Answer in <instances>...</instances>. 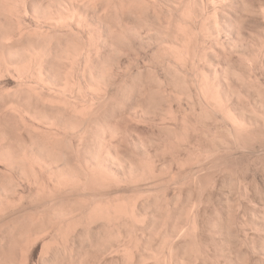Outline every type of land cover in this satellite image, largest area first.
Here are the masks:
<instances>
[{
  "label": "bare ground",
  "instance_id": "1",
  "mask_svg": "<svg viewBox=\"0 0 264 264\" xmlns=\"http://www.w3.org/2000/svg\"><path fill=\"white\" fill-rule=\"evenodd\" d=\"M252 1L0 0V264H264V178L203 176L264 136Z\"/></svg>",
  "mask_w": 264,
  "mask_h": 264
},
{
  "label": "rangeland",
  "instance_id": "2",
  "mask_svg": "<svg viewBox=\"0 0 264 264\" xmlns=\"http://www.w3.org/2000/svg\"><path fill=\"white\" fill-rule=\"evenodd\" d=\"M252 1V0H251ZM254 1V0H253ZM252 1V2H253ZM255 2L257 3V1L255 0ZM254 2V3H255ZM260 3V0L258 1V4ZM249 20H250V18H249ZM251 20H253V21H255V22H253V23H256V25H259V22L260 21H258V19H257V17H253ZM257 21V22H256ZM252 22V21H251ZM258 29H261V28H258ZM257 28H256V30H253V34L255 35V33H257V35H255V37L256 36H258V30ZM255 31V32H254ZM261 31V30H260ZM257 38V37H256ZM256 40H258V39H256ZM255 39H253V41H256ZM256 43H258L257 41H256ZM130 46V45H129ZM147 47V46H146ZM146 47H145V49H146ZM150 47H148V49H146V53H145V49H144V47L143 48H141V55H139V56H142L141 58L143 59V58H145V60H139V59H141L140 57H138V62L140 61V64L141 65H143V64H145V63H147V62H149L148 60H150V57H151V52H152V48H150ZM129 49H130V47H129ZM142 49H144V51L142 50ZM131 50H132V47H131ZM157 44H156V52H157ZM132 52V51H131ZM130 52V50H129V53H131ZM143 52V53H142ZM128 53V54H129ZM145 53V54H144ZM144 54V55H143ZM146 55V56H145ZM129 56L131 57L132 56V59H133V57H134V52H133V54L131 53V55L129 54ZM144 56V57H143ZM234 58H237V55L235 54L234 56H233ZM146 58H148V60H146ZM142 61V62H141ZM147 61V62H146ZM157 61V60H156ZM134 62H135V60H134ZM146 69V68H145ZM157 72L159 73V74H161V70L159 71V68L157 67ZM146 71V70H145ZM147 72V71H146ZM147 73H145V75H146ZM148 125V124H147ZM149 126V125H148ZM148 126H144V124H143V126L141 125L140 126V131H141V129H143L142 131H141V133L143 132L144 134H146V135H149L148 133H150L152 130H153V126L152 125H150V126H152V127H150L149 128V130H147L148 128H144V127H148ZM143 127V128H142ZM152 128V129H151ZM151 129V130H150ZM155 129V128H154ZM147 131H148V133H147ZM154 131H156V129L154 130ZM154 131H152L151 133H155ZM146 132V133H145ZM153 134H151V135H149V136H152ZM153 136H156V134H154ZM262 139H261V138ZM257 140H255V141H253V140H248V139H246L247 141H245V142H247V145H249V146H247L246 147V149H242V150H240V151H238V150H236V151H233V153L232 152H230V154L228 155V151L227 152H225V151H222V152H219L218 154V156L216 157V156H214V158H212V159H214V160H212V161H217V163L218 164H220V165H218V167H222L224 164V167L223 168H219V169H223V170H218V167H217V163L216 162H212V163H209V167L207 166V170H206V172H204V174H203V176L205 177V179H209V180H211L210 179V177L211 178H213V179H216L218 182H220L221 181V179L223 178V176L224 175H227V174H232V175H230V176H232V177H244V178H246L247 179V181L249 182V184L251 185H253V188H254V183H255V180L257 179V180H259V181H261L260 180V178H264V170H260L261 169V167L259 166L258 167V169H259V173H258V171H256V169H257V166H255L253 163L254 162H256V163H258L257 162V158H258V160L261 162V161H264V142H263V140H264V136H259L258 138H256ZM260 139V140H259ZM258 141L260 142H262L263 144H258ZM260 142V143H261ZM253 143H255V145H253ZM251 145H253L254 146V148L251 146ZM263 145V146H262ZM251 146V147H250ZM259 146V147H258ZM248 147H250V148H253V150H252V152L254 151V149L255 148H257L254 152H255V154H253V155H251L250 157H246V156H249L250 154H252V153H250L251 151H249V150H251V149H249L248 151V153H247V149H248ZM263 147V148H262ZM242 151V154L240 153ZM225 152V153H224ZM253 152V153H254ZM227 153V154H226ZM231 153L233 154V159H232V161H231V159H230V155H231ZM239 153H240V156H239ZM245 153V154H244ZM261 153H263V156H260L261 155ZM222 154V155H221ZM258 154V155H257ZM217 155V154H216ZM223 155H225L224 156V158L223 159H221L220 157L221 156H223ZM220 156V157H219ZM234 156L236 157V158H234ZM238 156H239V159H238ZM245 156V157H244ZM254 156H256L255 158H254ZM226 157H229V158H226ZM231 157H232V155H231ZM241 157V158H240ZM262 157H263V159H262ZM217 159V160H216ZM219 159V160H218ZM228 161H227V160ZM230 159V160H229ZM243 160V162H242V160ZM249 159L250 161H247V160ZM221 160H226L224 163H222L221 162ZM238 160H239V162H238ZM232 162V165L233 166H235V167H233L232 165H231V162ZM240 161H241V163H243L242 165L240 164ZM249 162V163H247V162ZM221 162V163H220ZM230 162V163H229ZM252 162V163H251ZM214 163V164H213ZM216 163V164H215ZM227 163V164H226ZM237 163H239V164H237ZM252 164V167L251 166H249V165H251ZM247 164H248V166H247ZM237 165H239V166H237ZM254 165V166H253ZM211 166H213V167H211ZM228 166H232L231 168L232 169H230L229 167L227 168ZM247 166V167H246ZM237 167V168H236ZM217 168V169H216ZM224 168H227V169H224ZM253 168L255 169V171H256V173L253 171ZM215 169V170H214ZM229 169V170H228ZM244 170V172H242ZM205 171V170H204ZM212 173H211V172ZM215 173H214V172ZM218 171H219V175H217L218 174ZM221 171V172H220ZM230 171V172H229ZM232 171V172H231ZM247 171H248V173H247ZM217 172V173H216ZM229 172V173H228ZM233 172L235 173V174H233ZM237 172V173H236ZM241 172V173H240ZM253 172V173H252ZM262 172H263V174H262ZM223 173V174H222ZM226 173V174H225ZM258 173V174H257ZM208 174V175H207ZM211 174H214V175H212L211 176ZM237 174V175H236ZM241 174V175H240ZM236 175V176H235ZM258 176V177H257ZM215 177H217V178H215ZM254 177H256V178H254ZM260 177V178H259ZM251 180L252 181H254V183H251ZM192 182H195L194 181V179H193V181ZM209 182H211V181H209ZM251 185V186H252ZM208 189H211V187H208ZM237 189H239L238 187H236V190L233 192V191H231V192H233V194H232V196H229V195H231V192L230 193H227V195L230 197V199H231V205H232V203H234L233 205H234V207H233V205H232V207H231V209H226L227 211L225 212V214L227 215H225V217H227V219H230V220H232L233 222H240L241 220H243L242 218L244 217V214L246 213L247 215H245L246 217H244V218H247V216L250 214V212H251V210H252V207H253V204H251V202H250V199H249V197H251L252 199H253V197H257V196H255L254 194H255V192L251 189L250 190V194L252 193V192H254V194L252 193L250 196L248 195L249 194V192L243 197V195L244 194H242V193H240V192H238V190ZM214 190V191H213ZM213 190H206V191H209V192H206L205 193V196H206V198L208 197L209 198V200L212 202V201H214V202H212V204H209V203H211V202H209L208 204H209V206H207V210L209 209H211L212 208V206H213V208H214V205L215 206H217L218 205V203H220L221 202V199H223L224 198V195H226V193L223 195V194H218L217 195V193H218V191L217 192H215V189H213ZM173 190L172 189H170L169 190V193H171ZM212 191V192H211ZM211 192V193H210ZM208 193V194H207ZM215 194V195H214ZM213 195V196H212ZM212 196V197H211ZM246 196H249L248 198H247V201L245 202L244 200H246ZM223 197V198H222ZM238 197V198H237ZM220 200V202H219V200ZM232 199H234V200H232ZM249 200V201H248ZM241 201V202H240ZM243 201V202H242ZM239 202H240V204H239ZM214 203V204H213ZM216 203V204H215ZM242 203V204H241ZM245 203H247V204H245ZM240 206H242L241 208L239 207V205ZM235 205H238V206H235ZM252 205V206H251ZM219 206H221V203H220V205ZM219 206H217L216 208H220ZM209 207V208H208ZM237 207H239L240 209H241V214H240V209H237ZM245 207V208H244ZM251 208V209H249V208ZM215 209V208H214ZM235 209V211H233ZM207 211L208 212V214L211 212V211H213V209L212 210H210V211ZM247 210V211H246ZM236 212V213H235ZM211 213H213V212H211ZM211 215V214H210ZM234 216V217H232L231 218V216ZM240 216V217H238V216ZM230 216V218H228ZM237 218H239V219H237ZM227 219H226V221H227ZM231 230L232 231H234V233H238L239 232V230H238V228H236V226L235 225H233V227L231 228ZM248 232L250 233L251 232V230H248ZM236 241H237V239H235ZM239 244V243H238ZM235 248H237L236 246H234ZM246 245H240L237 249V251H239L240 252V254L242 253H244L243 255H242V257H243V259L245 258V256L247 255V257L245 258V261L247 260V262H251L252 263V261H253V259H254V256H253V254H252V252H250V250L248 249V248H246ZM236 250V249H235ZM243 250H244V252H243ZM248 250H249V252H248ZM246 253H248V254H246ZM250 253V254H249ZM249 255V256H248ZM253 256V257H252ZM252 258V259H251ZM247 262H245V263H247ZM247 264H249V263H247Z\"/></svg>",
  "mask_w": 264,
  "mask_h": 264
}]
</instances>
